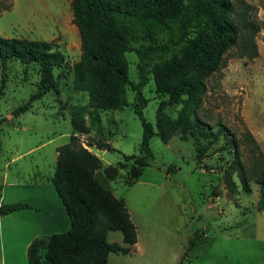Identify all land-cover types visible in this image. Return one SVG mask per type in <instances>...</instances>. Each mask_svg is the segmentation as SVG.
Returning <instances> with one entry per match:
<instances>
[{"label":"rangeland","instance_id":"1","mask_svg":"<svg viewBox=\"0 0 264 264\" xmlns=\"http://www.w3.org/2000/svg\"><path fill=\"white\" fill-rule=\"evenodd\" d=\"M243 1L256 9L247 19L264 25V0ZM70 2L25 0L24 6L21 0L14 11L13 0H0V37L50 42L64 59V66L53 70L57 91L33 101L17 117H12L11 111L25 104L36 91L38 67L19 61H8L4 66L0 63V120L7 119L0 124V185L6 173L7 182L13 186L6 200L36 201V193L29 186L39 178L43 189L36 202L52 206L51 199H55L61 209L59 215L40 205L44 220L38 226L25 221V243L34 232L38 233L36 238L63 234L69 229L68 218L49 179L54 173L57 148L76 136L84 146L87 141H97L115 150L88 148L101 161L95 178L124 203L136 229L137 244L128 254L110 253L108 264H177L190 239L195 245L183 264H264V211L256 210L259 192L251 176L257 152L264 154V29L255 36L258 55L253 60L239 57L238 47L224 55L220 70L205 80L206 93L197 109L206 131L213 135L221 124L234 138L249 189L244 191L233 176L236 188L230 191L224 171L233 159V150L225 149L223 136L212 142L199 164L192 138L180 131L174 132L166 143L157 135L152 137L153 161L143 170L134 166L132 160L122 158L139 154L142 128L133 111L134 93L126 87V106L119 110L88 108L86 93L73 86L72 70L80 59L81 40L72 21ZM43 5L47 7L45 14L38 12ZM24 7L25 19L21 13ZM131 45L136 46L133 41ZM125 57L128 78L136 81L137 59L133 53ZM142 96L146 100L142 114L155 132L159 114L175 120L182 108V103L169 104L167 96L156 92L152 76L143 87ZM76 109L82 110L87 134L72 129L70 117ZM248 133L258 151L247 142ZM107 166L117 168L115 179L105 177L103 169ZM136 172H140L138 178ZM14 183L25 186L19 188L21 195H17ZM121 240L119 232L107 233L109 243L122 245Z\"/></svg>","mask_w":264,"mask_h":264},{"label":"trees","instance_id":"2","mask_svg":"<svg viewBox=\"0 0 264 264\" xmlns=\"http://www.w3.org/2000/svg\"><path fill=\"white\" fill-rule=\"evenodd\" d=\"M73 24L81 40L79 62L73 67V86L86 93L88 108L97 111L119 110L126 106V87L134 93V114L142 128L138 156L122 155L143 170L150 166L153 154L150 140L154 135L166 143L180 131L190 136L199 164L209 146L220 136L225 149L233 150V159L224 171L225 185L236 188L235 176L244 191L249 184L234 138L221 124L212 135L197 117V109L206 93L205 80L220 70L224 55L239 48V57L253 60L257 55L256 34L264 25L247 19L255 7L243 0H71ZM136 46H132L131 42ZM240 41V43H239ZM133 53L137 59L136 81L128 78L125 55ZM167 57V60H161ZM154 59L159 61L152 63ZM19 61L38 67L36 91L29 100L11 111L12 117L26 112L33 101L49 91H57L53 70L64 66L62 55L52 44L40 40L0 37V63ZM152 76L157 93L167 96L169 104L182 103L175 120L160 115L157 132L143 114L146 100L142 89ZM82 110L71 117L72 129L87 134L81 119ZM193 117L194 120H190ZM7 121L1 119L0 124ZM247 142L258 151L248 133ZM115 151L110 145L87 141L84 146L78 137L57 148L55 169L49 179L64 208L69 229L32 240L26 248L27 264H108L110 253L128 254L137 243L136 229L124 203L103 188L95 178L101 161L88 148ZM170 170V168L168 169ZM117 168L103 169L105 177L113 180ZM140 172L135 173L138 178ZM252 181L258 187V212L264 211V154L257 152L251 166ZM37 208L29 203L0 204V216ZM117 231L122 245L107 241V233ZM195 245L188 242L186 253L177 264H183L187 252Z\"/></svg>","mask_w":264,"mask_h":264},{"label":"crops","instance_id":"3","mask_svg":"<svg viewBox=\"0 0 264 264\" xmlns=\"http://www.w3.org/2000/svg\"><path fill=\"white\" fill-rule=\"evenodd\" d=\"M20 1L21 0H13L14 11L17 9ZM23 1L25 6V0ZM46 11H47V7L45 5L41 6V8L39 7L38 9V12L41 13L44 12V14ZM21 13L23 14V18L25 19V7L23 12ZM5 38H14V37H5ZM32 181L33 182L30 183L32 184V186L30 185L29 187L33 189V192L35 191L36 193L35 195L37 197L36 201H39L42 182L40 181L39 178L38 179L35 178ZM10 183L7 182V174L5 173L2 177V183L0 185V204H9L14 202L26 203L25 199L23 198L19 200H6V197L10 196L9 193L11 192L13 187ZM14 184L15 187L18 188L17 195H21V190L25 186H22L20 183L19 184L14 183ZM19 188H21V190ZM15 194L16 193L12 195ZM36 201L34 200V202H32L31 200V202L29 201L30 202L29 204L36 207L37 211L23 210V211L14 212L9 215L0 216V264H25L27 246L32 240L43 237V236H39L34 238L35 236L38 235L37 232H34V234L30 236L25 243V221H27L31 226L34 225L38 226L40 222L44 220L45 217L44 215H41V211H42L41 206L47 207V210L50 212H53V210H55L60 215L61 209L59 208V205L55 199H51L52 206H46L47 204L41 205ZM30 230L33 232L34 229L30 227Z\"/></svg>","mask_w":264,"mask_h":264}]
</instances>
